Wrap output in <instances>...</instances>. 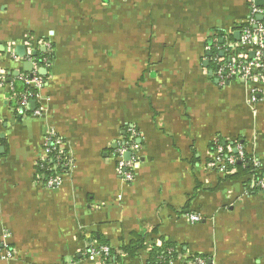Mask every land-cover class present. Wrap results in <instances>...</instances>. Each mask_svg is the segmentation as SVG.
I'll return each instance as SVG.
<instances>
[{
  "label": "crops",
  "instance_id": "0c3cea01",
  "mask_svg": "<svg viewBox=\"0 0 264 264\" xmlns=\"http://www.w3.org/2000/svg\"><path fill=\"white\" fill-rule=\"evenodd\" d=\"M255 1L0 0V236L15 249L0 264H150L166 244L175 264H264V191L212 167V145L238 138L264 166V83L215 74ZM34 66L41 99L21 107ZM56 142L73 165L48 188L37 168Z\"/></svg>",
  "mask_w": 264,
  "mask_h": 264
},
{
  "label": "built area",
  "instance_id": "2783aa9c",
  "mask_svg": "<svg viewBox=\"0 0 264 264\" xmlns=\"http://www.w3.org/2000/svg\"><path fill=\"white\" fill-rule=\"evenodd\" d=\"M261 17V19H259ZM261 20L262 22L260 23ZM247 26H253L254 30L249 27L244 28L241 32L240 41L238 44H228L227 48L231 57L230 63L221 62L216 71V77L222 84H226L231 80H241L246 85H252L254 83H264V5L258 7L254 4L250 8V17L245 22ZM210 50V48H207ZM29 62L35 63V60L29 57ZM4 78L0 76V84H2ZM26 86H31L34 91L20 92V106L27 107L31 101H38L41 99L40 90L43 85V78L39 73L38 66H34V69L30 76H24L20 80ZM256 89H252L251 101L257 102ZM61 142H56L55 148L47 149L46 153H57V159L54 162V166L51 170L58 171L61 167L69 171L72 168L73 163L66 158L59 148ZM235 153L237 155L225 154L222 146H217L214 156L212 158V167L218 171L220 175L228 176L235 172L231 167L237 163L243 162L245 158L246 149L242 144H238L235 147ZM128 152L127 147H122L117 151L118 158V172L124 178L125 181L131 182L134 179L133 168L131 162L124 160V155ZM49 156V155H48ZM257 161V160H256ZM258 165V162H256ZM50 177L45 185L48 188H55L60 186L63 182L62 174ZM251 190L264 191V179H251ZM190 220L194 223L200 222L201 218L196 215H191ZM8 237L6 235L0 236V261L12 260L15 257V249L6 243ZM171 253V252H170ZM169 253V255H170ZM99 254L104 257H110V248L105 246L101 247ZM166 259V258H165ZM162 259L165 263L162 264H175L172 260ZM191 264H207L206 260L201 257H194L190 260Z\"/></svg>",
  "mask_w": 264,
  "mask_h": 264
},
{
  "label": "trees",
  "instance_id": "16d2710c",
  "mask_svg": "<svg viewBox=\"0 0 264 264\" xmlns=\"http://www.w3.org/2000/svg\"><path fill=\"white\" fill-rule=\"evenodd\" d=\"M260 23L262 22L261 20H259ZM249 27L250 29L254 30L253 26H247L246 24H242L239 27V31L240 34L242 32V30L244 28ZM222 33H220L219 35H221ZM210 48H215V44L210 43ZM215 55V53L212 51V56L213 57ZM231 61V60H230ZM226 63V62H225ZM228 63V62H227ZM230 63V62H229ZM211 65L214 67L215 62L212 61ZM18 90L20 92H24V91H34V89L30 86H26L24 85L22 82L18 83ZM223 142H221L220 140H218L216 143H214L212 146L213 148V152L216 151L217 146H222L224 148L225 154H232V155H237L234 151H232V149L226 144H222ZM238 144H242L244 146V148L246 149V153H245V158L243 160V162L241 163H237L235 166L231 167L235 170V172L232 175H228L226 176L227 179H231V180H238V179H247L246 185H247V189L249 193H258L260 192V190H251L250 187V183H251V179H264V166L262 164L261 161H259L253 154H250L249 151L247 150V143L244 141L243 138H238L237 142L235 143V145ZM49 148H53V145H48ZM57 159V153H51L49 154V157L41 162L37 168L38 173L41 175L42 179H44L43 181L46 183L47 180L52 177V176H56L59 175L60 173H65L66 169L61 167L60 170L58 171H53L51 170L54 166V162ZM257 160V161H256ZM54 161V162H52ZM256 162H258V165H256ZM145 247V238L143 236H135L133 241L125 246L123 248V251L126 255L130 256V257H134L136 255V253L140 250H142ZM171 252V253H170ZM170 253V255H169ZM181 253V250L178 249L177 247H174L173 245L170 244H166L164 245L161 249H155L152 252L151 255V260H150V264H162L165 263L162 259H165L167 261L172 260L174 262L179 261V255ZM203 258V257H201ZM204 259V258H203Z\"/></svg>",
  "mask_w": 264,
  "mask_h": 264
},
{
  "label": "water",
  "instance_id": "95a60500",
  "mask_svg": "<svg viewBox=\"0 0 264 264\" xmlns=\"http://www.w3.org/2000/svg\"><path fill=\"white\" fill-rule=\"evenodd\" d=\"M255 4H256V6H258V7H262V6L264 5V0H256V1H255ZM259 19H261V17H259ZM234 36H235V39H236L237 41H240V36H241L240 33H235ZM23 51H24L23 48L20 47L19 52H18L19 56H21V57L24 56V52H23ZM34 55L36 56V53H34ZM29 66H30V64H29ZM46 73H47L46 70H43V71H42V74H43V75H45ZM31 105H32L33 107H35V106H36V102H35V101H32V102H31ZM0 153H1V154L4 153V148H0ZM131 157H132V154H131L130 152H127V153L124 155V159H125L126 161H129V160L131 159Z\"/></svg>",
  "mask_w": 264,
  "mask_h": 264
}]
</instances>
